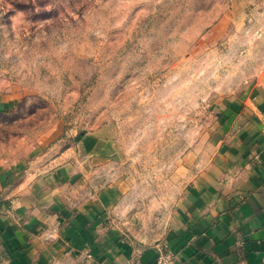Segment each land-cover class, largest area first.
<instances>
[{
    "label": "rangeland",
    "instance_id": "374dc122",
    "mask_svg": "<svg viewBox=\"0 0 264 264\" xmlns=\"http://www.w3.org/2000/svg\"><path fill=\"white\" fill-rule=\"evenodd\" d=\"M261 86L264 0H0V164L36 176L103 132L136 229L213 153L221 99Z\"/></svg>",
    "mask_w": 264,
    "mask_h": 264
},
{
    "label": "crops",
    "instance_id": "0c3cea01",
    "mask_svg": "<svg viewBox=\"0 0 264 264\" xmlns=\"http://www.w3.org/2000/svg\"><path fill=\"white\" fill-rule=\"evenodd\" d=\"M13 105L0 99V111ZM220 107L213 153L164 222L142 230L118 220L130 182H109L120 148L103 132L83 134L36 176L0 164V264H124L136 254L151 264L162 246L176 264H264V86Z\"/></svg>",
    "mask_w": 264,
    "mask_h": 264
},
{
    "label": "built area",
    "instance_id": "2783aa9c",
    "mask_svg": "<svg viewBox=\"0 0 264 264\" xmlns=\"http://www.w3.org/2000/svg\"><path fill=\"white\" fill-rule=\"evenodd\" d=\"M177 256L166 246L158 248L157 256L151 264H176ZM124 264H141L139 254H136Z\"/></svg>",
    "mask_w": 264,
    "mask_h": 264
},
{
    "label": "trees",
    "instance_id": "16d2710c",
    "mask_svg": "<svg viewBox=\"0 0 264 264\" xmlns=\"http://www.w3.org/2000/svg\"><path fill=\"white\" fill-rule=\"evenodd\" d=\"M82 135H83V134H79V135L76 137V139H79Z\"/></svg>",
    "mask_w": 264,
    "mask_h": 264
}]
</instances>
